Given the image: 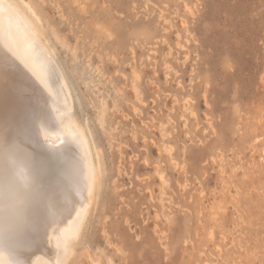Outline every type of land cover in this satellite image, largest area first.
Returning a JSON list of instances; mask_svg holds the SVG:
<instances>
[{"label": "rangeland", "instance_id": "obj_1", "mask_svg": "<svg viewBox=\"0 0 264 264\" xmlns=\"http://www.w3.org/2000/svg\"><path fill=\"white\" fill-rule=\"evenodd\" d=\"M17 1L101 173L65 264H264V0Z\"/></svg>", "mask_w": 264, "mask_h": 264}, {"label": "bare ground", "instance_id": "obj_2", "mask_svg": "<svg viewBox=\"0 0 264 264\" xmlns=\"http://www.w3.org/2000/svg\"><path fill=\"white\" fill-rule=\"evenodd\" d=\"M72 107L35 22L17 0H0V264H65L73 254L101 173Z\"/></svg>", "mask_w": 264, "mask_h": 264}]
</instances>
